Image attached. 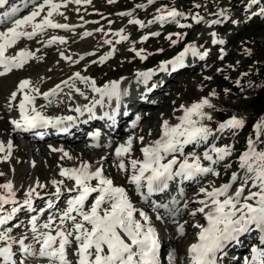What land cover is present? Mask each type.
I'll return each mask as SVG.
<instances>
[{"label":"rangeland","instance_id":"374dc122","mask_svg":"<svg viewBox=\"0 0 264 264\" xmlns=\"http://www.w3.org/2000/svg\"><path fill=\"white\" fill-rule=\"evenodd\" d=\"M36 2L42 3V0ZM56 2L63 4L65 0H56ZM137 4L147 5V0H116L115 3H109L108 0H91L90 3L82 2L77 5L73 2L67 3L66 7H61L60 11L64 15H56V18L63 22L84 19V23L78 21L75 26H70L69 30L46 29L45 33L42 32L43 34L40 36L37 35L32 39H20L12 48H15V50L10 49L9 53L11 54L12 52V55H14L21 49H27L28 52L32 53V56L22 68L13 69L6 75L0 76V101L5 99L6 101L4 100L3 103L6 102L8 104L6 93L11 94L17 91V86L22 81L19 77L22 74L25 73L29 76L32 74L30 78L41 76L47 79L50 75L57 73V68L60 65H69L73 67V70L86 71L84 76L90 80H95L98 87H103L104 84L110 81H119L124 78L131 79L132 83L128 81L129 85L121 87L122 93L129 89V92H127L121 102V105H127V98L136 93L133 86L139 81L136 73L146 72L148 69L154 70V75L151 76L153 78L147 81L151 83L154 81V84L158 81L161 90L160 92L158 91L159 93H147L145 99L149 98L153 102H147L136 109L138 110L137 114L144 115L141 117L140 129L133 136L131 158L142 160L141 149L150 146L154 140L160 138L163 122L179 123V117H181L183 111L181 105L188 107L201 99H208L213 107H206L203 111L211 116V120L204 119L201 123L210 128L214 135L209 137L207 143L185 146L184 156H191V154L195 153L202 157L203 152L213 144L216 147L231 146L232 153L224 161L212 165L219 175L207 174L201 177L198 176L196 177L197 181L190 187L186 188L178 185L179 190H177L175 186L174 190H172L173 192H171L172 194L170 196L166 195L167 199L164 198V201L169 202L168 206H171L173 200L177 199L175 193L181 192L179 200L184 201L183 207L174 216L172 223H169L165 218L158 220L159 231L163 233L160 237L163 247L168 252L174 250V264H178L177 256L183 253L186 246L200 232V228L193 225L199 224L203 226L205 223L203 213H197L194 217L190 215L191 212L202 207L197 201L205 199L204 194L200 193V188L203 187L207 191H211L213 187L219 188L221 185L228 183L234 172L238 176L244 175L243 170L239 168V156L247 150L249 139L256 140L258 133L254 130V126L261 118H264V15L260 14V10L264 9V0H259L257 4H253L251 0H155L153 5H147L145 8H137ZM195 5H200V7H195ZM13 7L14 5L10 3L6 9H12ZM33 7L34 5L27 7L24 10H27L25 13L31 12ZM161 7L176 8L184 14V17H177V22H168L163 25L161 23L148 24L149 20L159 14L157 9ZM23 9H20L17 15H24V12L20 13ZM122 12H132V17L119 15ZM220 12H224V15H217ZM43 15L44 13H41V16ZM193 16L200 17L201 22L195 23L192 20ZM131 18L143 21L145 27L140 28L138 25L129 24L128 20ZM213 20H219L220 23L209 27ZM101 21L104 24H99ZM178 24L191 25V27L181 28ZM93 25L96 26L92 27ZM121 29H123V35L128 36L129 39L116 43L119 37L115 36L114 33ZM3 30L4 26H0V31ZM84 31L91 33V35L83 37ZM213 32L216 33V39L223 41V43H212L211 33ZM152 33H159V35L154 36ZM56 35L63 39L70 37L69 42L73 43V45L69 46L65 43L56 42L50 46H44L47 43L44 40ZM94 36H96L95 41L92 40ZM144 36H148V39L141 42V38ZM169 36H171V39H167ZM106 40L112 41V43L106 44ZM85 44L89 47L91 46V48H83L82 46ZM191 44H195L200 55L193 56L189 53L184 57L183 64L176 66L175 69H173V65L169 64L166 71L159 70L161 63L174 60L175 57L184 51L186 46ZM141 50H143L141 55L146 57L143 60L136 55V52ZM205 52H207V55L201 59V55ZM90 53L92 54L90 55ZM62 54L65 56L61 57ZM69 57L70 59H68ZM81 57L83 58L81 59ZM101 57L107 58L101 63ZM35 64L36 66H34ZM42 82H39V84H43ZM85 85L79 86L81 88L78 89L87 95L91 88L88 84ZM31 86L36 88V85L32 82ZM47 88L49 87L47 86ZM154 88L150 87L149 90L154 91ZM72 89H64L67 91L63 93L72 92ZM83 89L86 91H81ZM213 92L215 95H212ZM137 98L141 99L139 95ZM98 99H100L99 96L95 100ZM40 100L41 97L36 100V104H39ZM151 103L153 105L147 106ZM14 110L11 107L5 110L0 105V122L4 123L5 120L16 119L18 114ZM145 114H151L153 117L145 116ZM232 116L242 118L244 127L238 130L226 129L223 133H217L216 128L218 125ZM126 121L124 122L125 125ZM141 137H143L142 141ZM86 139L87 137H84L82 132L80 138L73 143L74 161L64 157L63 152L59 154L64 160L62 162L67 163L65 165L58 162L59 160H56V157L48 158L43 151L41 152L42 144L46 143L47 146L48 139L32 147L29 144L21 146V142L15 137L13 148H16H14L12 155L14 159L12 165L15 173L12 176L7 175L2 169V154H0V172L4 173V175H0V184L9 180L12 181L16 192L15 198L18 202H22L25 199L24 193L29 188L36 187L37 183L44 185L43 188L36 187V191L40 193L41 197L40 199L35 197L33 199V207L37 211L29 213L26 209L21 210L5 226L12 228L13 236L19 237L22 233H28V220L30 217L38 215L39 209L45 208L49 199L55 200L52 196L55 189L51 181H59L58 177H61L59 175L61 168L79 167L81 165L79 160L83 155L92 159V161L86 163L93 170L96 167H102V170L108 173L106 177L112 180L118 177L121 185L129 186L125 181L127 173L120 172L116 164H114L115 161L106 159L108 153L114 152L115 154L116 147L124 143V141L121 140L120 144L117 146L115 144L114 147L111 143H105L98 147L86 149L83 146ZM53 141L55 142V140L50 142L52 145H54ZM0 142H3L2 134H0ZM256 146L257 150H264V136H261V142H257ZM184 156L179 154V158L177 157L179 159L178 162H182L184 159L182 157ZM204 163L209 166L208 161H204L203 165ZM48 180L50 181L48 182ZM65 180L69 181L72 187L74 182ZM92 183L95 184L94 181ZM239 185L240 182L238 180L230 189V193L234 192ZM66 186H68V183L64 182L62 189H65ZM252 190L255 191V189ZM247 193L248 189L246 188L245 195ZM67 197L69 198L70 196ZM67 197L64 200L56 201V209L54 210L63 209L68 199ZM57 202L60 203L58 204ZM185 203H187V207H185ZM11 207V205H5V210L8 211ZM54 210H48L40 216L39 222H45L50 212ZM149 210L150 212L152 211L150 213L152 216L156 217L158 215L156 210L151 208ZM206 210L208 211V209H205V212H207ZM16 225L20 226L16 227ZM160 225L162 228L164 227L163 231ZM181 225L183 226V234L177 231ZM170 227L173 229L170 230ZM186 229L189 231H186ZM254 229L255 232L243 235L241 241L237 244V247L241 248V252L237 255L238 263L249 258L252 247H257L261 251V246H264L259 242L260 230ZM173 234L175 236L172 240Z\"/></svg>","mask_w":264,"mask_h":264},{"label":"snow or ice","instance_id":"6c2138e0","mask_svg":"<svg viewBox=\"0 0 264 264\" xmlns=\"http://www.w3.org/2000/svg\"><path fill=\"white\" fill-rule=\"evenodd\" d=\"M6 2L7 0H0V7H3ZM73 2L79 5L82 2L90 3L91 0H65L63 4L56 0H42V3L32 0L34 9L23 18L13 19L19 11L15 7L0 16V26H4V30L0 31V68L3 69L0 71V76L6 75L13 69L22 68L31 58L32 53L27 50L19 51L13 56L6 55L20 39H32L46 29L69 30V25L56 22L54 16H63L64 13L60 11L61 7H66L67 3ZM108 2L115 3L116 0H108ZM251 2L257 4L259 0H251ZM154 3L155 0H147V5ZM147 5L137 4L136 7L145 8ZM195 7H200V5H195ZM157 12L159 14L149 20L148 24L161 23L163 25L168 22H177V17H184V14L176 8L161 7L157 9ZM41 13L44 15L41 16ZM260 14L264 15V9L260 10ZM119 15L132 17V12H122ZM217 15L223 16L224 12ZM38 17H40L39 20H37ZM192 20L197 24L201 22L198 16H193ZM9 22L10 26H7ZM128 23L138 25L140 28L145 27L143 21L135 18L129 19ZM218 23H220L219 20H213L209 27ZM178 26L191 27L185 24H178ZM28 28L31 30H26ZM84 35H91V33ZM114 35L119 37L116 43L129 39L128 36L123 35V29ZM152 35L158 36L159 33H152ZM211 36L213 44L223 43L216 39L215 32L211 33ZM147 39L148 36H144L141 42ZM167 39H171V36ZM56 42L66 43L62 37H52L47 42V46ZM105 43L110 44L112 41L106 40ZM142 51L136 52L141 60L146 58L141 55ZM189 53L193 56L200 55L195 44L188 45L174 60L161 63L159 70L166 71L169 64L175 69L176 66L183 64L184 57ZM206 55L207 52L203 53L200 58ZM106 58L101 57V63ZM152 75H154V70L136 73L137 78H142L145 83ZM74 78L88 84L91 91L99 94L100 97L92 101L91 106L86 104L83 108L77 106L72 109L79 115H83L84 112L92 114L96 105L101 104L105 97L109 99L115 97L119 101L121 95H127L126 91L121 92L119 81H110L103 87H97L94 80L82 77L80 73H75ZM63 83L68 85V81ZM59 89L60 85H57L41 94L38 88L31 86V81L22 80L17 86V91L23 94L19 104L16 105L19 119L10 121L13 131L30 132L46 128L67 131L65 125L74 122L73 116H49L44 111L53 103V98L57 96ZM74 90L84 96L79 89ZM17 91L11 93L9 107H11V102L17 99ZM212 95L215 93L213 92ZM37 96H42L48 103L37 108L35 106ZM84 98L88 99L87 96ZM206 107H213L208 99H201L188 107L181 105L184 114L180 117V123L170 126L168 121H164L160 138L152 142L150 146L141 149L142 160L131 158L132 137L116 147V167L120 172L127 173V183L133 186L135 195L141 201L147 202L154 193L164 192L169 187V182L177 177L181 180H194L202 175H219L212 165L230 156L231 146L216 147L213 144L204 151L202 159L208 161L209 166H203L201 156L195 153L191 156H184L185 146L207 143L209 137L214 135L210 128L201 123L204 119L211 120V116L203 111ZM243 127L244 120L232 116L220 123L216 132L223 133L226 129L238 130ZM254 130L258 133L256 140H248L247 150L239 156L238 160L239 168L243 170L244 175L238 176L234 172L228 183L219 188L213 187L211 191L200 188V193L204 194L205 199L197 201L202 207L197 208L190 215L194 217L197 213H203L207 226L193 225L200 228V232L198 242L192 244L187 250L189 264H216L217 253L221 252L230 241L250 231L251 226L260 230L259 242L264 245V150H257L256 146L257 142H261V136H264V118H261L254 126ZM99 135V132L94 133L92 139L98 141ZM140 139L142 141L143 137ZM91 146L98 147L99 145L94 143ZM12 150L11 139L6 144L0 142V154H2L3 161L9 159ZM52 151H61L64 157L72 159L63 149L52 148ZM176 153L184 156L182 162L178 163L174 155ZM170 156L171 158L168 159ZM0 175L4 173L0 172ZM59 175L73 181L72 187L62 189L64 180H52L51 184L55 189L52 196L55 200L49 199L46 207L39 209L38 215L30 217L28 233H22L19 237L13 236L12 228L5 226L21 210L26 209L29 213L37 211L33 207V199L41 197L36 187L43 188L44 185L37 183L36 187L29 188L24 193L25 199L18 202L12 181L0 184V264H160L157 230L151 224L148 214L134 205L130 194L124 187L116 186L112 179L104 175L102 167H96L93 170L88 163L84 162L79 167L61 168ZM238 180L239 187L230 193V189ZM93 181L95 184L92 183ZM145 188L146 192L142 191ZM246 188L248 193L245 195ZM63 190L72 195L66 200L63 209L54 210L56 201H59ZM94 193L95 198L89 206V197ZM5 205L12 207L6 211ZM151 207L154 210L160 207L167 210L166 205L152 204ZM205 209L208 211L205 212ZM48 210L54 211L50 212L45 222L40 223V216ZM179 211L175 209L170 214L175 216ZM136 213L139 214V219L136 218ZM156 219L161 220L162 217L157 215ZM19 226L16 225V227ZM177 231L183 234V226L181 225ZM168 260L169 264H174V250L168 254ZM246 264H264V252L257 247H252L251 261H246Z\"/></svg>","mask_w":264,"mask_h":264},{"label":"bare ground","instance_id":"6f19581e","mask_svg":"<svg viewBox=\"0 0 264 264\" xmlns=\"http://www.w3.org/2000/svg\"><path fill=\"white\" fill-rule=\"evenodd\" d=\"M8 1V0H7ZM37 1V0H36ZM13 4H15V8L17 9H23L25 8V5L27 4L28 5H33L32 3V0H12ZM34 9V7H33ZM32 9V10H33ZM31 10V11H32ZM11 10H6L2 7H0V16L3 15V13L5 12H10ZM18 13V12H17ZM30 12L28 13H25L24 15H17L15 17H13V19H17V18H23V16L25 15H28ZM40 17L37 18V20H39ZM79 19V18H78ZM54 20L58 23H61V24H67L70 26H75L76 23L79 22H82L84 23V19L83 20H78V21H75L73 20V22H63L61 21L59 18H56V15L54 16ZM67 21V20H66ZM104 21V20H103ZM103 21H101L99 24H104ZM86 25V24H85ZM7 26H10V22ZM96 25H93L92 27H95ZM28 31H30L31 29L28 28L26 29ZM52 30H58V29H52ZM87 31H84V34L86 33ZM83 36H86V35H83ZM54 37H58L57 35L54 36ZM52 37H49L47 40H44V42H48L49 40H51ZM67 39V38H66ZM66 43L67 45L69 46H72L73 43H70V37L66 40ZM93 41L96 40V36H94L92 38ZM43 42V43H44ZM83 48L85 49H89L91 48V46L89 47L88 45H84L82 46ZM13 48V47H12ZM11 48V49H12ZM12 50H15L12 49ZM22 50H27V49H21L19 51H22ZM9 51H11L10 49L8 50V52L6 53V55L8 56H13L12 55V52L11 54L9 53ZM17 51V52H19ZM28 51V50H27ZM16 52V53H17ZM15 53V54H16ZM14 54V53H13ZM14 54V55H15ZM46 54V53H45ZM43 54V55H45ZM65 56V55H63ZM62 57V56H61ZM43 58V57H42ZM41 60V59H40ZM38 61V60H37ZM40 63V62H39ZM43 64V63H42ZM36 66V64L34 65ZM42 66V65H41ZM0 71H3V69H0ZM83 70H79V71H76V70H73V67L72 66H67V65H60L58 68H57V73L56 74H53V75H50L47 79L41 77V76H34L33 78H30L32 77L30 74V76L26 75L25 73L22 74L21 77H19L21 80L25 79V78H30L28 79L29 81H31L33 84L36 85V88L39 89L40 93H45V92H48L49 89H53L55 88L57 85H60V89L58 90V94L57 96H55L53 98V103L51 105H49L44 111H45V114L46 115H49V116H73L74 117V122H69L67 125H65L67 127V131H57L56 129L54 128H46V129H36V130H33L32 132H26V137L25 138H35V139H38V143H41L42 142V139H47L50 137V141L48 139V144L46 146V143L45 144H42L43 147L41 152L43 151V153H45L48 158L50 157H56L57 159L56 160H59L58 162H60L61 164H67V163H63L62 161L63 158L60 157V153L61 151H52V148H56V149H63L64 151L68 152L69 155L72 157V160L74 161V157H73V151H72V148H73V143L76 141V139H78L79 135H80V132H81V129L79 126H86L87 124H89L92 121L94 122H98V123H103L104 121H111L113 119L112 114H109L111 113L112 110H115V122L112 124V125H115L116 124V128L115 127H108L106 129H104V132H109L110 134H115V136H117L115 139L117 141H121L123 140L124 142L129 138V137H132L136 134V132L140 129V123L142 121L141 117L139 118L138 116L134 117V119H131L132 122H134L136 124L135 127L131 128L129 127L128 130H126L127 128L125 129H121V124L122 122L126 119L127 116H130V112L131 110H136L137 108L141 107V105H144L145 103L147 102H153V101H150L149 98H146V94H152V91L149 90L150 87H155V92H158L157 89H159L161 86L160 84L157 82H155L156 84H154V81H152L153 83L151 82H144L143 79L141 78H138L137 80V83H135L133 86H134V90H136V93L131 95L130 97L127 98V105L122 106L121 105V102H122V99L124 98L125 95H121L119 101H117V99L115 97L109 99L108 97H105L104 100L102 101L101 104H98L96 105V107L93 109V113L92 114H89L87 112H84L83 115H79L77 114L75 111H72V109H74L75 107H77V105H80L81 108H83L84 105H89L91 106L92 104V101H94L96 99L97 96H99V94H94L91 90L89 91V93L84 94V96H87L88 99H85L84 96H81L78 94V92H76L74 89H78L79 86L81 85H85L86 83H83L81 82L79 79H75L74 76H75V73H80V75L82 77H85L84 75L86 74L85 72H82ZM36 74V73H35ZM131 79H120L119 82H120V88L122 86H125V85H129L128 81H130ZM156 80V79H155ZM16 81V80H15ZM14 81V82H15ZM43 81L42 83L43 84H39V82ZM64 81H68V85H65L63 82ZM95 81V80H94ZM18 82V81H17ZM133 81H130V83H132ZM16 83V82H15ZM10 84H13V83H10ZM38 84V85H37ZM14 85V84H13ZM16 85V84H15ZM50 85V86H49ZM10 86V85H9ZM12 86V85H11ZM47 86L49 88H47ZM86 86V85H85ZM97 86V84H96ZM13 87V86H12ZM98 87V86H97ZM72 89V92L71 91H68L69 93H63L64 91H67L69 89ZM81 88V87H80ZM79 88V89H80ZM88 88V86H87ZM64 89H67V90H64ZM27 91V90H26ZM81 91H86V90H81ZM9 92V91H8ZM126 92H129V89L126 90ZM154 92V93H155ZM7 94V99L8 101L10 100V97H11V94ZM64 94V95H63ZM23 94L18 92L17 91V99L12 101L11 102V108L12 109H15L16 110V114L17 115V118L16 119H19V112H18V109L16 107V105L19 104L20 102V98ZM32 95H35V93H32ZM140 96L141 99L139 100L137 98V96ZM41 97V100L39 101L40 103L39 104H36V101H35V106L37 108H40L41 105H46L48 102L46 100L43 99L42 96H37L36 100L38 98ZM155 98V97H154ZM5 100V99H4ZM4 100H1L0 101V105L2 108H4L5 110L7 108H9V102L8 104L5 102L3 103ZM6 101V100H5ZM3 104V105H2ZM150 105H153L152 103L147 105V106H150ZM119 108V109H118ZM14 110V111H15ZM183 111L181 113V116H183ZM139 118V119H138ZM166 120V119H165ZM10 121L11 120H5L4 123L0 122V134L3 135V142L6 144L7 141L9 139L12 140V142L14 141V132L13 131V128H12V125L10 124ZM177 122V121H176ZM179 123H180V117H179ZM176 124L178 123H169L170 126H175ZM123 125H125L123 123ZM122 125V126H123ZM124 127V126H123ZM149 129V127H148ZM122 130V131H121ZM123 132V133H122ZM101 135L103 134V132H99ZM38 134V136H36ZM82 136V135H81ZM123 137V138H122ZM56 140L52 145L50 142L51 140ZM159 139V138H158ZM157 139V140H158ZM155 141V140H154ZM50 143V144H49ZM116 142H114L112 144L115 145ZM139 144V143H138ZM92 143H91V140L88 136V139L84 142L83 146L84 148L88 149L89 147H91ZM39 147V146H38ZM37 147V148H38ZM16 148V147H14ZM14 148L12 150V154L11 156L9 157V159L7 161H3L2 158H1V164H2V169L4 170V172L9 175V176H12L14 173H15V170L13 169V165H12V161L14 160L13 159V153H14ZM104 148V147H103ZM95 149V148H94ZM97 149V148H96ZM99 149V148H98ZM101 150H102V147H101ZM94 151V150H92ZM108 151V149H107ZM40 153V152H39ZM33 154V153H32ZM176 156V158L179 156L178 153L174 154ZM106 156V155H105ZM143 156V155H142ZM84 155L81 157V159L79 160L80 163H84V162H89V161H92V159H89L88 156L85 157L84 159ZM170 157H168V159H170ZM179 158V157H178ZM177 158V161H179V159ZM181 158V157H180ZM184 158V157H182ZM62 159V160H61ZM106 159H110L112 161H115L114 164L117 163L116 161V157H115V154L114 152H111V153H108ZM126 159V158H125ZM142 159V158H141ZM49 160V159H47ZM53 160V159H52ZM51 160V161H52ZM181 160V159H180ZM183 161V160H182ZM106 162V161H105ZM166 162V161H165ZM181 162V161H180ZM191 162V161H190ZM203 162L204 160L202 159L201 157V163L203 165ZM179 163V162H178ZM92 164V163H91ZM50 165V164H48ZM113 165V164H112ZM208 165L207 163H204L203 166H206ZM63 166V165H62ZM69 166V164H68ZM54 167V166H53ZM178 167V165H177ZM51 169V168H50ZM117 169V168H116ZM54 170V169H53ZM106 170V169H105ZM56 172V170H55ZM54 172V173H55ZM60 172V171H59ZM53 173V174H54ZM104 175L105 176H108V173L107 171H103ZM56 175V174H55ZM54 175V176H55ZM203 176V175H202ZM110 177V176H109ZM201 177V176H200ZM59 180H64V182L68 183V186H66V188H70L71 187V184L69 183V181H66L65 178L63 177H58ZM42 179V178H41ZM114 179V178H113ZM123 179V178H122ZM199 180V179H198ZM50 180H48L49 182ZM114 181V184L116 186H122L126 189V191L130 194V197L131 199L133 200V203L134 205L138 208V209H141L143 211H145L148 216H149V219H150V222L151 224L156 228L157 230V236L158 238L160 236H162V232L159 231V226H158V220L156 219V217H154V215L152 216L150 213V208L153 209L151 207L152 204H158V205H166L167 206V210L164 208V207H160L159 209H157V214L160 215L162 217V219H166L169 223H171L174 219V216H172L170 214L171 211L175 210V209H179L181 207H183L184 205V201L182 200H179L180 198V193L181 192H178L175 193V195H177V199L175 200V204H172L171 206H168L169 202H166L164 201L165 199H167L166 197L169 195H171L173 192L172 190H174V187L176 186L177 187V190H179V187L178 185H181V186H185L186 188L187 187H190L192 184H194L195 181H197V179L195 178L194 180H181V178L177 177L175 178L174 180L170 181L169 182V187L164 191V192H159V193H154L151 197L148 198L147 202H144V201H141V199L135 195L134 193V189H133V186L129 185L128 187H125L123 184L121 185L119 182H120V179H118V177L113 180ZM124 181V180H123ZM126 181V184H127V179H125ZM128 185V184H127ZM47 186V185H46ZM65 188V189H66ZM185 188V189H186ZM142 191L146 192V188L145 189H142ZM95 193L89 197V205H90V202L92 200H94L95 198ZM157 195V196H155ZM167 195V196H166ZM67 196H70V193H68L66 190H64L62 192V195L59 199V201L61 200H64L66 199ZM159 196V197H158ZM161 196V197H160ZM172 197V196H171ZM68 198V197H67ZM165 198V199H164ZM169 198V197H168ZM38 199V198H37ZM40 199V198H39ZM222 199V198H221ZM58 204L60 202H57ZM37 204V203H36ZM207 211V210H206ZM156 214V215H157ZM136 218L139 219V214L136 213ZM206 224V222L204 223V225ZM172 225V224H171ZM161 227V225H160ZM162 228V227H161ZM164 228V227H163ZM163 228H162V231H163ZM169 228V227H168ZM255 227L251 226L250 228V231L247 232V234H252L253 232H255ZM173 228L170 227V230H172ZM168 230V229H167ZM166 231V230H165ZM186 231H189L186 229ZM161 232V233H159ZM172 232V231H171ZM166 233V232H165ZM175 233V232H173ZM186 234V233H185ZM199 234V233H197ZM197 234L195 235L193 241H198V237H197ZM174 236L175 234L172 235V240L174 239ZM192 240V239H191ZM241 240V239H240ZM159 243H160V246L163 245L162 241L159 240ZM172 245V244H171ZM170 245V246H171ZM188 246V245H187ZM186 246V247H187ZM232 246L236 247L237 245H235L234 243L232 244ZM172 247V246H171ZM220 252L217 253V261H216V264H227L226 261H228L230 264H237V261L236 259L235 260H232V259H228V257L224 258V255L225 253L222 254V258H220ZM249 255V254H248ZM250 256V255H249ZM250 260V259H249ZM246 264V263H245Z\"/></svg>","mask_w":264,"mask_h":264},{"label":"trees","instance_id":"16d2710c","mask_svg":"<svg viewBox=\"0 0 264 264\" xmlns=\"http://www.w3.org/2000/svg\"><path fill=\"white\" fill-rule=\"evenodd\" d=\"M261 103H263L262 101H261ZM264 104V103H263Z\"/></svg>","mask_w":264,"mask_h":264}]
</instances>
